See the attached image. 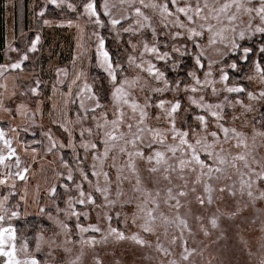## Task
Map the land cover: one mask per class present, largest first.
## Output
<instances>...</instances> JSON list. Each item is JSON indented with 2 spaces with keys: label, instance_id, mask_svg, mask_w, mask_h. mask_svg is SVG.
<instances>
[{
  "label": "rangeland",
  "instance_id": "1",
  "mask_svg": "<svg viewBox=\"0 0 264 264\" xmlns=\"http://www.w3.org/2000/svg\"><path fill=\"white\" fill-rule=\"evenodd\" d=\"M83 2L63 0L57 7L49 0H4V10L10 18L3 60L0 56L3 63L0 132L4 134L0 139L3 158L0 181H4L0 183V216L4 217L0 228L14 229L16 258L21 262L35 258L38 264H97V261L99 264H261L264 260V198L261 197L264 182L249 187V168L244 167V161H233L235 155L243 154L250 168L264 169V136L253 138L254 129L264 132V97L259 95L264 83L254 68V63H264V53L259 51L264 47V34H253L248 28L250 18L253 29L261 23L255 11L246 13L241 8L236 12L233 5L229 14L236 13V33L225 31L223 40L217 35V43L210 45V34L205 31L202 37L194 38L200 44L198 48L188 39L187 28L179 26L188 22L184 14L176 11L172 0H143V4L141 0L123 3L108 0L113 18L128 17L115 28L99 8L104 0H97L103 26L81 15ZM205 2L209 7L201 15L210 17V9H219L226 0H177L180 7L193 9L197 3L203 7ZM240 2L247 6V0ZM67 3L78 10L70 11ZM251 3L259 7V0ZM164 5L171 15L162 11ZM136 8L141 9L140 16L136 15ZM12 12L16 13L14 21ZM52 13L57 16L54 18ZM207 23L214 25V32H220L228 20L221 13L220 22L199 19L196 25L188 27L199 30V25ZM102 30L111 38L115 60L105 47ZM241 30L245 31L243 40L238 38ZM234 36L240 47L233 50L230 42ZM37 37L36 50L30 51ZM101 39L104 50L109 53L112 71L119 81H127L122 90L127 104L113 100V81L99 54ZM145 45L156 47L158 53L146 51ZM245 47L251 49L247 60L241 59ZM164 53L168 56L159 59ZM197 58L201 65L196 64ZM21 61L20 68L11 67ZM232 63L237 64L235 70L230 67ZM149 65L154 66L157 76L162 73V78L149 73ZM221 69L227 74V81L221 79ZM6 71L8 81L4 82ZM195 79H199V85H195ZM193 86L196 92L191 91ZM34 87L36 95L31 91ZM229 87L244 91L228 92ZM104 92L106 99L102 97ZM248 93L254 98L249 99ZM161 101L165 102L163 108L157 107ZM97 102L100 107L93 113L90 109ZM133 102L139 105L135 111L131 107ZM177 102L180 108L169 115L171 106ZM141 110L146 114L142 123ZM213 111L219 116H212ZM104 115L108 123L97 129L98 123L104 124ZM198 116H204L203 124ZM113 120L120 121L114 134L118 137L123 134L124 139L109 141V152L104 157L106 146L102 133L112 131ZM173 120L177 132L189 133L187 139L191 143L196 138L213 143V137L206 136L204 130L217 132V141L210 150L225 158V164L216 165L221 172L211 173L210 179L209 175L201 174L194 162L181 171L180 160L190 159V150L180 144L178 136L173 139L175 133L170 123ZM223 128L229 129L227 139ZM133 134L140 137L135 148L125 144V140L133 139ZM5 140L14 153L10 154ZM238 140H243L247 147H236ZM82 143H96L97 148L89 147L86 152ZM122 147L127 151L120 152ZM197 147L199 150L203 144ZM170 148L177 150L173 153ZM137 149L144 156H132L133 172L128 167L127 152ZM156 151L163 153L159 165L155 161ZM199 154L208 163L212 162L203 151ZM94 156L100 159L94 160ZM149 156L153 157L151 164ZM233 162L236 168L232 167ZM150 167H157L158 171L150 172ZM93 170L98 175L94 176ZM203 172L207 173V169ZM165 175L168 180L164 179ZM205 185L210 192H205ZM221 187L225 188L223 193L219 191ZM52 188H55L54 195ZM97 188L108 189L107 200ZM169 189L175 199L169 198ZM181 190L186 193L183 197L177 195ZM81 191L84 197L80 196ZM89 195L93 203L87 202ZM197 196L204 199L203 205ZM4 197H8L7 201ZM80 199H85V203H79ZM42 208L44 212L40 211ZM12 211L18 216L12 217ZM148 211L155 217L150 223L151 233L142 228L149 221ZM32 218L36 219L33 226L24 222ZM213 219L216 227L212 226ZM181 220L185 223L181 224ZM81 228L85 230L82 232ZM111 229L123 233L125 238L119 239ZM134 235L145 243L137 244L131 239ZM4 241L5 245L12 243L9 234H5ZM185 255L187 260L182 259ZM7 261L8 257H0V264Z\"/></svg>",
  "mask_w": 264,
  "mask_h": 264
},
{
  "label": "snow or ice",
  "instance_id": "2",
  "mask_svg": "<svg viewBox=\"0 0 264 264\" xmlns=\"http://www.w3.org/2000/svg\"><path fill=\"white\" fill-rule=\"evenodd\" d=\"M50 3H52L53 5L57 6V7H60L61 6V3H63V0H60V2L58 3V0H49ZM121 2L123 3L124 0H121ZM141 3L143 4V0H141ZM172 4L173 6L176 7V11L179 12V13H182L185 15L186 17V20H187V25L185 24H180L179 26L181 28H187V31L189 33L188 35V39L189 40H192L193 43L195 44L196 47H200V44L194 39L196 37H202L204 35V32H208L210 35H209V44L210 45H214L217 43L215 37L217 35H219L221 37V40L224 39L222 33L225 32V31H228L230 30L232 33H236L237 29L236 27L234 26V22L236 21V13H231L229 14V9H231L233 7V5L235 6L236 8V12H239L241 8L244 9V11L246 13H251L253 11H255L256 15L259 17L260 19V24L255 26V28L253 29V26H252V23H251V18H250V21H249V24H248V28L251 29L253 31V34H256V33H259V34H264V0H259V7H255L254 5H252L251 3V0H247V6L244 4V3H241L240 0H231V2H226L219 8V9H216V10H211L210 9V17L209 16H202V12L204 10V8H208L209 5L207 4V2L204 3L203 7H201V5L199 3H197V5L195 6V8H191V6H185V7H180L178 4H177V0H172ZM131 7V5H129ZM148 5H144V7H147ZM67 7L70 11H77V7H75L72 3H67ZM82 7H83V12L81 13V15H86L88 16V18L90 20H93V22L98 25V26H103L102 24V21L100 19V16H99V10H98V5H97V0H84L83 4H82ZM152 7H156L155 4L152 5ZM99 8L103 10V14L104 16H107L109 17V20H108V23L112 25L113 28L116 27V25L118 24H121V21L123 19H127L128 17L127 16H124V17H121V19H116V18H113L112 15H111V11H110V8H109V3H108V0H104L103 4L99 5ZM162 11L168 13L169 15H171V13L169 12V9H168V6L167 5H164L163 8H162ZM212 11H215V15H211V12ZM135 12H136V15L137 16H140L142 13H141V9L140 8H136L135 9ZM191 12V14H189ZM223 13L226 15L227 17V20H228V25H226L225 27H223L221 29L220 32H214L213 31V28H214V25L210 24V23H207V24H201L199 25V30L197 29V27H188L189 25H196L197 23V20L199 19H203L205 21H207L209 18L211 19H214V20H217L218 22H220V14ZM43 12L40 13L41 16H43ZM45 23L47 24L48 21H45ZM69 25L71 26V22H69ZM125 31H130V29H127L125 28L124 29ZM176 35H179V33H177ZM238 38L240 40H243L245 38V31L244 30H241L239 31L238 33ZM39 41V37L36 38V40H33L32 41V46L31 48L29 49L30 51H35L36 50V45ZM231 43V49H237L238 47H240L237 43H236V38L235 36L233 37L232 41L230 42ZM225 47H228V45L226 44ZM145 50L146 51H149L151 53H158V49L156 47H152V48H148L147 45H145ZM174 51H178V49H174ZM251 51L250 48H243V53L244 55L241 57V59L243 60H247L248 59V54L249 52ZM260 53H264V47H261L259 49ZM99 54L103 57V60L104 62L107 64L108 66V70H109V76L111 77L112 81H113V87H114V91L112 92V97H113V100L114 101H117V102H123L124 104H127L128 103V100L124 98V94H123V87H124V84L127 83V81H119L117 79V75L112 71V62H111V59H110V56H109V53L107 51L104 50V41L101 39L99 41ZM203 53H201L202 55ZM168 56L167 53H164L163 56H158L159 59H165L166 57ZM23 59H27V56H24ZM130 62H131V58H130ZM21 62H18V63H15V64H12L11 67L13 69H16V68H20L21 67ZM196 64L197 65H201V61L199 58L196 59ZM137 67H140V65H136ZM153 67L152 65H149L148 67V72L153 74L154 76H157V74L154 72L153 70ZM209 67H211V64H209ZM230 67L235 70L237 68V64L236 63H232L230 65ZM254 68H255V71L259 74V78H260V81L261 83H264V63H254ZM189 75H193V73H189ZM207 75H210V73H206V76ZM163 74L160 73L158 76H157V79H160L162 78ZM221 79L224 80V81H227L228 79V76L227 74L224 73V70L221 69ZM251 79V77H250ZM73 83H75V81H73ZM166 83V82H165ZM200 84V81L199 79H195V85H199ZM33 95H36L37 94V88H32L31 89ZM69 91H71V88H69ZM89 91H91V89H89ZM191 91L193 92H196L197 91V88L195 86H193L191 88ZM215 91V89H214ZM228 92H243L244 89L243 88H236V87H229L227 89ZM260 97H264V90H262L260 93H259ZM248 96H249V99H253L254 96L252 93H248ZM193 103H196L195 101H193ZM164 104L165 102L164 101H161L159 103V105H157V107H160V108H163L164 107ZM199 106V105H198ZM100 107V104L97 102L95 108H92L90 109L93 113H95L96 111V108H99ZM131 107L133 109V111H135L139 105H137L136 103H132L131 104ZM147 107V105H146ZM203 107L205 108H211L212 106L211 105H203ZM216 108H220V105H215ZM180 108V104L177 102L175 104H173L171 106V112L169 113V115L171 114H174L178 111V109ZM120 115H123L122 113H120ZM145 112L143 110H141V123L143 122V119H144V116H145ZM211 115L214 116V117H218L219 114L217 112H211ZM102 119L104 120V124H97V129H102L104 128V125H106L108 123V119H107V116L104 115L102 116ZM197 119L203 124L204 121H205V118L204 116H198ZM112 125H113V129L112 131H103L102 133V136L104 137V139H102V142L105 144V152H104V157H107L108 155V152H109V147H108V144H109V141H117V140H120V139H124L123 137V134H121V136H116L114 134V132L117 130L116 126L120 123L119 120H113L111 121ZM170 123L172 124V131L173 133H175L173 135V139L175 140L177 138V136L180 138V144L181 145H187V149L190 150V159H181L180 160V166H181V171H183V168L189 164H192L193 162L198 165L201 169V174H207L209 175V178L211 179V173L213 172H221L222 169L218 166H216L217 164L219 165H223L226 163V160L224 157L220 156L219 153H215L214 151L210 150L213 148L214 146V143L217 141V138H218V134L217 132L215 131H212V132H207L206 129L204 130L206 132V136L207 135H210L211 137H213V143H207L206 142V139L202 141L201 138H196L195 139V143H191L189 142V140L187 139V137L189 136V133H186V132H177L176 129H175V123H174V120L173 121H170ZM129 129L132 128V125L129 124L128 125ZM65 131H68L67 128L64 129ZM223 132L225 133V138L227 139V133L229 131L228 128H223L222 129ZM235 131V130H233ZM88 132L89 134H91V129H88ZM237 136H239L240 134L237 133L236 134ZM264 136V132H258L254 129V137L255 136ZM81 136L83 137V132L81 133ZM4 138V134L2 132H0V139H3ZM140 139L139 136H136V134H133V139L132 140H125V144H132L133 145V148L136 147V141ZM5 144H8L9 145V151H10V154L14 153V150L11 149L10 147V143L9 141L5 140L4 141ZM162 142V141H161ZM203 144V147L200 148L198 150V147L199 145H202ZM85 151L87 152L89 147H91V149H96L97 148V145L96 143H91L90 145L88 143H82L81 145ZM113 147L115 145H112ZM241 146H244V147H247V145L244 143L243 140H238L237 141V144H236V147H241ZM52 147L54 148L55 147V144L52 145ZM63 147V145H62ZM149 147H151V145H149ZM171 152L175 153L176 152V148H170L169 149ZM127 149L126 148H120V152L124 153L126 152ZM200 151H203L204 154L207 156L208 160H211L212 162L211 163H208L206 160L202 159L201 158V155L199 154ZM127 155L129 156V161H128V167L130 169L133 170L134 172V164L132 163V156L135 155L137 157H141L143 158L144 156V153L140 150H135L134 152H127ZM187 155V154H186ZM162 158H163V153L160 152V151H156L155 152V161H156V164L159 165L161 162H162ZM3 158L0 157V160H2ZM93 159H100L99 156H94ZM152 159L153 157L152 156H149L148 157V162L149 164H151L152 162ZM244 161V167L245 168H249V177H250V181L251 183L248 184L249 187H251L252 184H256V183H259V182H264V169H262L261 171H256L255 169H252L249 167L248 165V162L246 160V157L245 155L243 154H237L233 157V161ZM232 167L233 168H236L237 165L235 162L232 163ZM207 169V173H204L203 170L204 169ZM94 169H95V166H94ZM25 171H27L25 169ZM149 171L150 172H157L158 169L157 167H150L149 168ZM168 169H165V172H167ZM94 176L95 175H98L97 172L95 170H93V173H92ZM105 179L107 180L108 178V173H103ZM255 177V179H252V177ZM183 177L181 176V179ZM20 179H24V176L23 175H20ZM68 179L71 180L72 177L71 175L68 176ZM164 179L165 180H168L169 177L167 175L164 176ZM199 182V181H197ZM0 183H4V181H0ZM140 181L139 179H137V184H139ZM244 182H242V185H243ZM138 189H134V191H137ZM205 192H210L211 189L205 185ZM51 194H55V188H52L51 190ZM97 191H100L102 192V194H105V199L107 200L108 197L106 195V193L108 192V189L107 188H104V189H100V188H97ZM192 191H195V188L192 189ZM219 191L221 193H223L225 191V188L224 187H221L219 189ZM168 194H169V198L170 199H175V197L172 196V190L169 189L168 190ZM230 195H234V193H232L231 191L229 192ZM157 195H159V193H157ZM178 196H185L186 193L181 190L177 193ZM248 195L251 197L252 196V192L249 191L248 192ZM80 196L81 197H84L85 196V193L83 191L80 192ZM261 197L264 198V192L261 193ZM8 197H4V201H7ZM87 202L88 203H93L94 201L92 200L91 196L89 195L87 198ZM197 200L199 201V203L201 205L204 204V199L201 198L200 196H197ZM79 203L83 204L85 203V199H80L78 201ZM177 205H179V200L176 201ZM208 203L211 204L212 203V198L211 196L209 195L208 197ZM139 208V205L137 206ZM158 207V205H157ZM143 210V209H141ZM41 212H44V209H40ZM73 215H75L76 213L73 212L72 213ZM11 216L12 217H16L18 216V213L16 211H12L11 212ZM147 216L149 217V221L146 222L144 225H142V228H143V231L146 232V233H151L153 232V228L150 226V223L151 221H153L155 219L154 215H153V212L152 211H148L147 212ZM4 220V217L3 216H0V221H3ZM134 220H135V214H134ZM181 224H184L185 222L183 220L180 221ZM212 223V226L213 227H216L217 226V222L215 219H213L211 221ZM186 226V225H185ZM66 227V226H65ZM79 227V225H78ZM85 229L81 228V231L83 232ZM92 231H99L98 228H92ZM111 231L113 233H115L117 235V237L119 239H124V234L123 233H119L117 232L115 229H111ZM9 234V239L12 241V243L10 245H5V241H4V237H5V234ZM205 235H207V232H205ZM15 233H14V229L11 228V227H6V228H0V257H3V256H6L8 257V261H7V264H38V261L35 259V258H32L30 260H25L23 262H21L19 259L16 258V255H15V252H16V245H15ZM131 239H133L137 244H140V245H143L145 243L144 240L142 239H139L137 236H132ZM174 242V241H173ZM54 243V241H53ZM158 247V250H159V245L157 246ZM37 248H39V244L37 245ZM185 251H187V249H185ZM191 253H189L190 255ZM182 259L184 260H187L188 259V255H185L182 257ZM97 264H99V261H97ZM172 264H175V262H172ZM261 264H264V260H261Z\"/></svg>",
  "mask_w": 264,
  "mask_h": 264
},
{
  "label": "trees",
  "instance_id": "3",
  "mask_svg": "<svg viewBox=\"0 0 264 264\" xmlns=\"http://www.w3.org/2000/svg\"><path fill=\"white\" fill-rule=\"evenodd\" d=\"M4 6H5V3H4V0H0V51L1 49L3 48V45H4ZM54 12V11H52ZM48 14V13H47ZM51 15V13L49 14ZM53 17L55 18L57 16V14H53ZM102 17V15H101ZM103 18V17H102ZM101 35L103 36V38L105 39V47L106 49L108 50V52L110 53V56H111V59L115 60L116 59V55L114 54V49H113V46H112V43H111V38L109 35H107V32H105V30H102L101 31ZM112 60V61H113ZM240 66H243V64H239ZM243 70L242 72L240 73L241 75L243 74ZM237 75V74H236ZM234 75V77H238V75L236 76ZM240 75V76H241ZM104 99H106V95H105V92L103 93V96H102ZM36 219L32 218V219H28V220H25L24 222L26 223H30L32 224V226L35 224V221ZM31 226V225H30Z\"/></svg>",
  "mask_w": 264,
  "mask_h": 264
},
{
  "label": "crops",
  "instance_id": "4",
  "mask_svg": "<svg viewBox=\"0 0 264 264\" xmlns=\"http://www.w3.org/2000/svg\"><path fill=\"white\" fill-rule=\"evenodd\" d=\"M23 7H24V10H25V4L23 5ZM24 13V12H23ZM12 21H14L16 18L14 17L15 15H16V13H14V12H12ZM24 17H25V14H24ZM8 18H10V16L6 13V11L4 10V45H3V48L1 49V51H0V56H1V58H2V55H3V51H4V49H5V43H6V41H7V36H8V29H7V27H8ZM18 19V18H17ZM2 60H3V58H2ZM1 66H3V63H2V61H0V69H2V67ZM7 73H8V71H6ZM2 74V73H1ZM8 75H9V73L6 75V76H4V78H2V81H8Z\"/></svg>",
  "mask_w": 264,
  "mask_h": 264
}]
</instances>
